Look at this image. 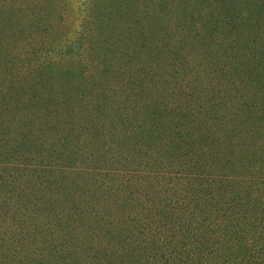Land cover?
I'll list each match as a JSON object with an SVG mask.
<instances>
[{
  "label": "rangeland",
  "instance_id": "rangeland-1",
  "mask_svg": "<svg viewBox=\"0 0 264 264\" xmlns=\"http://www.w3.org/2000/svg\"><path fill=\"white\" fill-rule=\"evenodd\" d=\"M0 264H264V0H0Z\"/></svg>",
  "mask_w": 264,
  "mask_h": 264
}]
</instances>
